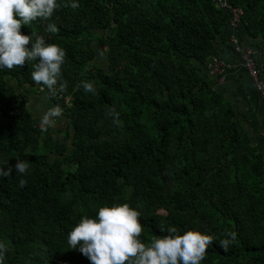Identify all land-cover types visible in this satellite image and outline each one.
<instances>
[{
	"label": "trees",
	"instance_id": "obj_1",
	"mask_svg": "<svg viewBox=\"0 0 264 264\" xmlns=\"http://www.w3.org/2000/svg\"><path fill=\"white\" fill-rule=\"evenodd\" d=\"M57 2L49 20L20 32L65 50V90L43 89L63 109L60 136L42 132L27 109V88H41L31 80L35 61L0 70V167L29 162L24 188L14 170L0 179L4 264H90L67 233L114 202L141 213L143 242L171 225L214 237L202 264H264V160L205 71L217 39L229 47L230 11L213 0ZM229 3L243 11L240 26L263 62L264 0ZM50 22L57 33L45 31ZM226 230L236 240L224 251Z\"/></svg>",
	"mask_w": 264,
	"mask_h": 264
},
{
	"label": "clouds",
	"instance_id": "obj_2",
	"mask_svg": "<svg viewBox=\"0 0 264 264\" xmlns=\"http://www.w3.org/2000/svg\"><path fill=\"white\" fill-rule=\"evenodd\" d=\"M63 6L76 9L79 2L64 0ZM58 7L57 0H0V70H11L35 61L31 80L42 89L46 88L53 97L67 86L62 76L65 50L57 44L46 43L40 35L21 34L20 29L38 18L49 20ZM45 31L57 33L59 28L50 22ZM77 87L96 95L91 81H80ZM62 113L58 104L43 112L38 125L41 131L54 127ZM106 115L112 118L114 125H119V113L114 107H110ZM28 167V161L17 158L14 165L0 167V179L9 177L14 170L21 177L17 186L24 188L26 181L22 177ZM140 216L141 213L127 203L104 204L94 216L80 217L67 233L66 243L77 249L90 264H202L214 240L212 235L197 230H185L181 234L176 226L170 225L160 228L166 235H152L148 242H143ZM223 235L218 245L227 251L235 242L236 233L226 230ZM5 251V244L0 241V264H4Z\"/></svg>",
	"mask_w": 264,
	"mask_h": 264
},
{
	"label": "crops",
	"instance_id": "obj_3",
	"mask_svg": "<svg viewBox=\"0 0 264 264\" xmlns=\"http://www.w3.org/2000/svg\"><path fill=\"white\" fill-rule=\"evenodd\" d=\"M227 33L234 35L241 45L248 46L250 44V39L246 36L240 23L234 27L229 26ZM213 58L233 63L229 47L220 38L216 41V55L207 59L206 75L214 82V89L234 107L243 127L251 136L252 147L264 160V103L261 102L252 82L238 63H233L231 69L225 71L222 83L217 81L215 76L210 75L207 65ZM27 90L30 92L28 88ZM45 100L48 104L50 103L47 96ZM45 111L41 109L40 113ZM33 118L36 123H39L40 114L33 115Z\"/></svg>",
	"mask_w": 264,
	"mask_h": 264
},
{
	"label": "built area",
	"instance_id": "obj_4",
	"mask_svg": "<svg viewBox=\"0 0 264 264\" xmlns=\"http://www.w3.org/2000/svg\"><path fill=\"white\" fill-rule=\"evenodd\" d=\"M218 8L227 9L230 11L231 19L229 22L230 27H234L240 22L243 11L240 8L231 7L229 0H213ZM227 44L232 49L233 53L237 55L233 63H238L245 71L247 77L252 82L260 100L264 103V61L259 62L256 58V52L253 48L241 45L234 35L229 34ZM229 61L219 60L213 58L207 65L209 74L215 76L220 83L224 80V73L231 69L232 64ZM41 92L42 88H39ZM69 103V99H66Z\"/></svg>",
	"mask_w": 264,
	"mask_h": 264
},
{
	"label": "rangeland",
	"instance_id": "obj_5",
	"mask_svg": "<svg viewBox=\"0 0 264 264\" xmlns=\"http://www.w3.org/2000/svg\"><path fill=\"white\" fill-rule=\"evenodd\" d=\"M96 62L100 66H103V67L106 66L107 62H106L104 52H100ZM28 89L30 92L26 93L27 98H28L27 109L34 116H36L38 114H40V116H41L43 114V112L40 113L41 109L47 110L48 108L52 107L51 104L50 103L48 104V102L45 100L46 95L44 93V90L41 92L36 87L28 88ZM38 125H39V123H38ZM65 128H66V120L61 115L60 117H58L56 119L55 126L48 128V130L50 131L51 134H55L56 136H60L65 131Z\"/></svg>",
	"mask_w": 264,
	"mask_h": 264
}]
</instances>
